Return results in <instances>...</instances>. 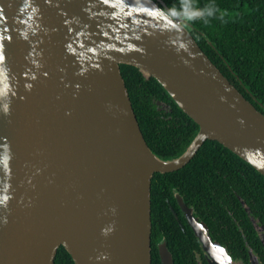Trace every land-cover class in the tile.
I'll use <instances>...</instances> for the list:
<instances>
[{
  "label": "water",
  "instance_id": "water-1",
  "mask_svg": "<svg viewBox=\"0 0 264 264\" xmlns=\"http://www.w3.org/2000/svg\"><path fill=\"white\" fill-rule=\"evenodd\" d=\"M189 17L163 0H0V264H53L60 245L75 264H151V176L205 139L264 176V112L201 49ZM120 63L154 77L197 124L178 155L146 143ZM157 251L172 264L164 239Z\"/></svg>",
  "mask_w": 264,
  "mask_h": 264
},
{
  "label": "trees",
  "instance_id": "trees-1",
  "mask_svg": "<svg viewBox=\"0 0 264 264\" xmlns=\"http://www.w3.org/2000/svg\"><path fill=\"white\" fill-rule=\"evenodd\" d=\"M163 1L176 15L190 16L186 26L201 49L243 96L264 112V0ZM119 66L146 143L162 158L178 155L192 139L197 124L154 77H145L131 64ZM156 99L167 105L164 111L158 109ZM173 188L183 193L184 201L211 234L217 220L222 219L230 231L234 228L241 242L242 231L247 239L258 240L254 225L264 226V176L218 141L205 139L183 166L151 176V264H161L156 245L160 236L173 251L174 264H184L186 252L198 247L192 234L196 246L184 248L176 243L182 239L175 234L179 227L168 208ZM174 209L178 211L175 206ZM53 264L75 262L60 245Z\"/></svg>",
  "mask_w": 264,
  "mask_h": 264
},
{
  "label": "flooded vegetation",
  "instance_id": "flooded-vegetation-1",
  "mask_svg": "<svg viewBox=\"0 0 264 264\" xmlns=\"http://www.w3.org/2000/svg\"><path fill=\"white\" fill-rule=\"evenodd\" d=\"M155 102L157 104L158 109L162 111H164L165 107H167L166 104L160 102L157 99L155 100ZM177 194L182 199L184 205L191 208L192 215L198 221L199 220L202 222L204 221L200 219L198 214H195L194 209L184 201L183 193L180 194L177 190H174L173 188L172 196L174 200L172 199V204H170L168 208L171 210L173 217L177 222L176 226L179 227V230H175V234L177 238L181 237L182 239V241H179L176 243L179 247H184V248L185 247L190 248V247L196 246L195 241L193 240V237L191 236V234L194 237H196L198 241V247L189 249L186 252V259L184 260L185 261L184 264H214L213 259L202 248L201 242L199 241L198 236L194 233L192 227L187 222L185 215L183 213V210L177 201V198H176ZM168 195H171V193ZM174 206L178 209V211H175ZM181 217L185 220L186 224L189 226L188 229L182 225ZM230 224H231V221H230ZM254 227H255V232H256V236L258 240L256 238H250V237L249 239H247V237H245L242 231L241 233L243 234V239H242L243 242H241L238 239V237H236L234 228L232 227V231H230L227 228V223H225L222 219L217 220V227L211 230L213 231V234H211L207 228V234L209 235L210 239L212 241H216L219 244V247L223 248L219 251L217 250L219 253V257L221 258L223 264H264V226L258 223V225H254ZM217 237H219L220 241L217 239ZM161 239H164L163 236H160L158 238L157 243ZM168 250L171 254L172 264H174L173 251L170 249Z\"/></svg>",
  "mask_w": 264,
  "mask_h": 264
},
{
  "label": "clouds",
  "instance_id": "clouds-1",
  "mask_svg": "<svg viewBox=\"0 0 264 264\" xmlns=\"http://www.w3.org/2000/svg\"><path fill=\"white\" fill-rule=\"evenodd\" d=\"M208 14L211 15V10L208 11Z\"/></svg>",
  "mask_w": 264,
  "mask_h": 264
}]
</instances>
